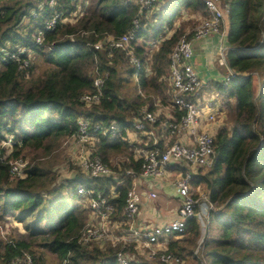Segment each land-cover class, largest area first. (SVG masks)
Returning <instances> with one entry per match:
<instances>
[{"label": "trees", "instance_id": "obj_1", "mask_svg": "<svg viewBox=\"0 0 264 264\" xmlns=\"http://www.w3.org/2000/svg\"><path fill=\"white\" fill-rule=\"evenodd\" d=\"M49 1L0 0V57L19 46L30 53L26 68L10 59L0 66V143L5 134L13 136L11 154L0 161V221L11 219L23 227L0 243V264H45L36 248L58 264H118L120 245L80 240L91 211L75 192L81 181L108 194L114 180L83 176L75 159L74 166H67L75 173L61 177L56 149L76 134L81 116L103 127L114 121L125 135L142 119L143 108L153 111L156 99L171 100L169 54L178 37L198 23L183 14L208 15V10L201 0L156 2L145 10L127 49L139 59L135 67L125 50L103 43L106 36L116 38L134 28L135 0ZM226 1V61L238 75L213 84L226 119L213 135V164L199 168L192 180L193 187L205 189L215 209L204 232L190 217L181 234L168 235L169 246L192 254L199 245L204 264H264V0ZM55 14L54 29L35 45L34 34ZM72 16L74 22L68 20ZM98 42L100 49L94 47ZM104 72L108 77L100 102L85 107L81 94L94 92L93 79ZM129 77L135 81L133 91L125 88ZM137 145L100 135L95 150L110 167L138 171ZM22 156L29 158L25 174L12 176L8 162ZM116 191L120 219L125 187Z\"/></svg>", "mask_w": 264, "mask_h": 264}, {"label": "built area", "instance_id": "obj_2", "mask_svg": "<svg viewBox=\"0 0 264 264\" xmlns=\"http://www.w3.org/2000/svg\"><path fill=\"white\" fill-rule=\"evenodd\" d=\"M53 1L50 0L49 3L53 4ZM167 1L170 0H135L138 4V12L133 21L134 28L116 38L106 36L103 43L111 50H125L129 63L138 67L139 59L132 50H127L130 41L134 38V30L138 28L139 19L145 10L152 8L156 2ZM201 1L207 8L208 15L185 12L184 19H194L198 23L195 24L191 33L185 31L178 37L169 54V81L173 93L171 100L161 103L159 99H156L153 111L143 108L142 119L135 120L133 129L126 130L125 135L114 121L103 127L98 122L91 124L87 117L81 116L76 123L77 132L72 137L76 147L74 159L83 176L89 179L111 176L114 180L108 194L94 190L84 182H77L75 192L81 204L91 211L89 220L81 232L80 240L83 243L109 242L113 246L120 245L116 253L118 264H142L136 260L135 252L131 247L135 251L142 252L148 262L181 263V254L167 247L163 240H166L172 233L181 234L185 229L186 220L190 217L196 218L204 232L208 215L211 210L215 209L205 189L192 186L193 177L198 174L199 168H209L215 159L214 132L212 128L210 131L204 125L211 126L212 124L211 127L217 128L220 118L218 112L210 107L208 111L201 112L198 104V94L204 83L193 66L192 40L209 33L221 32L228 4L226 0ZM57 17L58 15L55 14L46 20L43 28L34 34L35 45L43 42L45 31L54 29ZM75 19L76 17L72 16L68 20L75 21ZM168 32L170 33L171 29ZM94 47L100 49L102 43L98 42ZM225 53L226 49L221 48L220 56L224 61ZM29 57L28 48L19 46L8 57H0V66L5 60L10 59L18 61L19 68H26L30 64ZM235 75L237 73L229 69L222 83L226 84L229 76ZM107 77V72L97 74L92 82L95 91L81 94L79 99L85 107L100 102L102 87ZM156 122L159 124L158 127L154 126ZM159 126L160 129H158ZM100 135L111 139L120 137L137 143L134 158L141 160L139 170L135 171L132 167L123 168L120 164H116L115 169L105 163L95 150ZM12 147L13 136L5 134L0 143V161L10 155ZM8 163L9 173L12 176H24L28 165L25 158H12ZM167 176L172 177V182L177 187L181 199L177 208V217L158 226L149 228L137 226L135 216L139 211L141 199V193L137 189V180ZM121 185L125 187V192L121 206L122 218L119 219L117 218L118 208L113 199L119 197L120 193L116 191V187ZM148 196L155 198L156 193L151 190ZM2 231L0 223V232ZM195 253L200 254L199 245ZM25 261L31 262L30 257L26 256Z\"/></svg>", "mask_w": 264, "mask_h": 264}, {"label": "crops", "instance_id": "obj_3", "mask_svg": "<svg viewBox=\"0 0 264 264\" xmlns=\"http://www.w3.org/2000/svg\"><path fill=\"white\" fill-rule=\"evenodd\" d=\"M184 15L185 12L183 16ZM227 31L228 22L227 19H225L221 28V32L209 33L205 36L192 40V62L200 79L204 83L203 89L211 91L214 88L213 84L215 81L222 82L225 78L224 77L222 80H220V72L216 69L214 63L218 61L219 57L221 58L220 64L225 63L227 65L226 57L224 61L220 56L221 48H225L226 51L229 48L226 40ZM227 72L228 71H226L225 76ZM203 79L206 81H204ZM202 90L198 94V104L201 108V112L208 111L209 107L214 111H217L220 117L219 126L222 125L224 123V120L226 119V108L223 105L222 99L219 97L218 93L209 97L204 96L202 94ZM202 124L203 122L201 123V126ZM211 126L204 125V127H207L210 131L212 128L213 132H215L216 128ZM174 186L175 185L172 182L171 176L150 179L140 178L137 180V189L141 193L139 211L135 216V223L137 226L148 228L152 226H158L170 222L177 217V208L180 204L181 199L178 195L171 194V188ZM151 190L156 193L155 198H150L148 196V192ZM174 238L177 239L178 237L174 236ZM163 242L167 247L170 248V241L168 237L166 238V240L164 239ZM131 249L135 252L134 256L136 260L142 263L144 262V264H161L148 262L147 260H145L142 252H140L139 250L135 251L133 247H131ZM172 249H175L182 256V262L179 264H201L202 262V259L200 257L201 255L196 254L195 250L194 253L191 254L179 247H174Z\"/></svg>", "mask_w": 264, "mask_h": 264}, {"label": "rangeland", "instance_id": "obj_4", "mask_svg": "<svg viewBox=\"0 0 264 264\" xmlns=\"http://www.w3.org/2000/svg\"><path fill=\"white\" fill-rule=\"evenodd\" d=\"M74 22V21H72ZM220 59L218 57V61L214 63L216 69L220 72L219 76H221L220 80H222L225 77V73L226 71H229L228 66L224 63V64H220ZM204 80V79H203ZM219 80V81H220ZM206 81V80H204ZM125 88L128 90H134L135 89V81L133 80V78L129 77L128 83L125 85ZM125 90V89H124ZM202 94L204 96H213L215 94H217V90L215 88H213L211 91L207 90V89H203L202 90ZM8 152V151H7ZM12 151H10L11 154ZM57 152V157H58V163H56L55 166H58L59 172L61 177H69L71 175H73L75 173L74 170L69 171L67 169V166L69 165V163L72 164V166H74L73 161L75 158V152H76V147L75 144L73 142L72 138H68V139H64L61 141V143L59 144V146L56 149ZM7 155V153H6ZM119 157L121 155H118ZM118 156L116 158H113L112 160L114 161L113 163L115 164L117 162V160H119ZM23 157V156H22ZM25 158L27 161L29 160V158L27 157H23ZM54 166V167H55ZM171 194H175L179 196L178 193V189L176 186L171 188ZM0 223L2 224V228L3 231L0 232V243L1 242H6L11 234H13L16 231H23V227L20 223H17L13 220H1ZM37 250H39L45 257V264H58L57 260L55 259V257H53L51 254L46 253L44 250L40 249V248H36Z\"/></svg>", "mask_w": 264, "mask_h": 264}, {"label": "water", "instance_id": "obj_5", "mask_svg": "<svg viewBox=\"0 0 264 264\" xmlns=\"http://www.w3.org/2000/svg\"><path fill=\"white\" fill-rule=\"evenodd\" d=\"M252 73H249V74H247L248 76H250ZM238 75V74H237ZM240 76V75H239ZM201 264H204L203 262H201Z\"/></svg>", "mask_w": 264, "mask_h": 264}]
</instances>
